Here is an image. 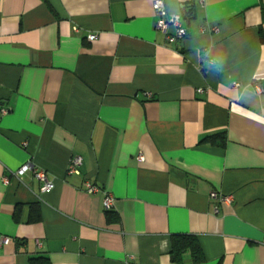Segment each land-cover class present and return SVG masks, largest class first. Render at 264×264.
Listing matches in <instances>:
<instances>
[{"label":"crops","instance_id":"crops-1","mask_svg":"<svg viewBox=\"0 0 264 264\" xmlns=\"http://www.w3.org/2000/svg\"><path fill=\"white\" fill-rule=\"evenodd\" d=\"M156 1L183 39L156 29ZM257 87L264 1L0 0V264H173V235L197 238L201 264H264ZM24 166L54 190L14 179Z\"/></svg>","mask_w":264,"mask_h":264},{"label":"built area","instance_id":"built-area-1","mask_svg":"<svg viewBox=\"0 0 264 264\" xmlns=\"http://www.w3.org/2000/svg\"><path fill=\"white\" fill-rule=\"evenodd\" d=\"M153 10H154V14L156 17L155 27L158 31L166 34L167 30L170 27L175 28L174 36L173 37L167 36V39L170 42H174L175 40L183 39L186 36L187 30L181 26L180 17L177 15L167 14L164 3L162 1H156L153 4ZM94 39H95L94 35H90L88 37L89 41H93ZM234 87L238 88V85L235 84ZM256 90L259 94L264 93V91H262L258 87L256 88ZM201 92L202 91L199 90V93H201ZM2 113L7 114L8 110L4 109V110H2ZM137 160L139 162H143L144 158L142 155H139L137 157ZM81 165H82V159L79 157H73L71 159L69 166H68V169H67V176H79ZM30 170L33 171V175H34L35 179L38 180L39 183L41 184V193L49 194L50 192H52L54 190V184L48 180L46 173L42 170H33L29 166H24L19 171L12 174V177L14 179L18 180L22 175H24L25 173H27ZM3 184L5 186H7L9 184V178L8 177L3 178ZM83 187H84V191L89 195H96L100 192V189L97 186H95V185H93L87 181L84 183ZM211 199L218 200L220 203H228L231 200L230 197H220L216 194H212ZM102 206H103V209L105 212L113 211L114 198L111 195L104 193L103 194V200H102ZM10 242H11L10 239L3 238L0 240V247L8 245V244H10Z\"/></svg>","mask_w":264,"mask_h":264},{"label":"trees","instance_id":"trees-1","mask_svg":"<svg viewBox=\"0 0 264 264\" xmlns=\"http://www.w3.org/2000/svg\"><path fill=\"white\" fill-rule=\"evenodd\" d=\"M264 1V0H261ZM218 142L219 147H224V137L222 134L213 135L204 139V142L214 144ZM108 222L118 221V217L113 215L112 212H107ZM30 222L36 223L39 221V216L32 214L30 216ZM189 254L190 260L194 264H201L205 261L202 250L199 246L197 238L192 235H173L171 236V250H170V261L173 264H183L184 255ZM29 264H50L49 261L44 257L33 258L29 260Z\"/></svg>","mask_w":264,"mask_h":264}]
</instances>
